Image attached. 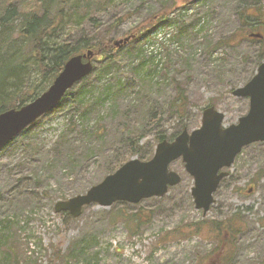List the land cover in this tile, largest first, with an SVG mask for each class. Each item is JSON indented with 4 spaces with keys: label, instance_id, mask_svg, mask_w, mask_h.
I'll list each match as a JSON object with an SVG mask.
<instances>
[{
    "label": "rangeland",
    "instance_id": "obj_1",
    "mask_svg": "<svg viewBox=\"0 0 264 264\" xmlns=\"http://www.w3.org/2000/svg\"><path fill=\"white\" fill-rule=\"evenodd\" d=\"M254 1L113 0L97 10L95 35L151 33L121 49L109 72L107 60H95L93 73L54 111L0 151V264H264V141L237 157L206 214L195 207L194 180L182 159L170 165L182 182L162 197L94 203L71 218L55 211L58 201L85 194L122 158L151 159L159 133L173 140L201 127L210 103L225 113V125L248 113L249 98L232 91L257 72L261 43L217 44L241 29L240 12ZM67 30L64 39L75 43L81 29ZM177 85L189 100L183 116L171 106ZM133 135L140 136L134 149ZM237 212L239 235L215 229L212 222Z\"/></svg>",
    "mask_w": 264,
    "mask_h": 264
},
{
    "label": "water",
    "instance_id": "obj_2",
    "mask_svg": "<svg viewBox=\"0 0 264 264\" xmlns=\"http://www.w3.org/2000/svg\"><path fill=\"white\" fill-rule=\"evenodd\" d=\"M261 38L262 34L252 33ZM130 37L115 41L122 47ZM94 53L72 56L49 88L40 96L20 108L0 113V151L20 136L40 117L59 106L66 92L94 70ZM239 98H249L246 115L237 123L225 125V113L215 106H208L202 115L201 127L184 129L173 140H161L150 160L131 158L85 194H79L56 203L55 211L69 212L73 217L83 213L86 206L98 204L109 207L115 202L139 203L151 197H162L170 187L182 181L180 173L170 165L182 159L185 170L194 179L191 194L195 207L206 214L215 202L222 180L242 150L264 141V61L255 75L242 87L232 91Z\"/></svg>",
    "mask_w": 264,
    "mask_h": 264
},
{
    "label": "trees",
    "instance_id": "obj_3",
    "mask_svg": "<svg viewBox=\"0 0 264 264\" xmlns=\"http://www.w3.org/2000/svg\"><path fill=\"white\" fill-rule=\"evenodd\" d=\"M262 1L255 0L252 7L240 12L241 29L227 39L220 40L217 46L237 45L242 38H250V33L253 32L264 35ZM112 2L113 0H100V2L98 0H0V113L12 108H20L36 99L48 88L72 56L92 51L96 60L103 58L108 61L105 71L109 72L113 59L121 49L126 48L131 42H141L149 37L150 31L131 32L128 35L132 37L131 40L123 47H119L115 45L113 38L107 35H95L101 27L97 10L110 6ZM173 9V7L164 9L160 20L166 19ZM122 19L123 17H120L116 24L121 23ZM86 24L93 28L91 32L84 29ZM72 27L81 29L75 43L64 39L65 32ZM259 41L260 59L263 61L264 38ZM176 87L177 96L171 106L183 116L189 100L184 88L180 85ZM69 93L70 91L65 97ZM110 93L109 89L100 101L104 102L108 99ZM83 95L86 96L87 92ZM100 101L97 99L95 105ZM79 104L86 109L90 108L84 106L85 102L80 101ZM159 121V116L153 120L155 124ZM166 138L168 137L163 133L157 135L158 141ZM129 140L134 149L140 136L133 135ZM138 153L134 151L132 155ZM131 157L130 155L122 158L119 164L109 168L108 172L115 171ZM60 215L66 218L72 217L68 212H62ZM241 221L242 212H237L229 220L212 222V224L219 233L226 228L232 234L239 235L243 230ZM197 229L199 231L200 226ZM56 257H60L59 251Z\"/></svg>",
    "mask_w": 264,
    "mask_h": 264
}]
</instances>
